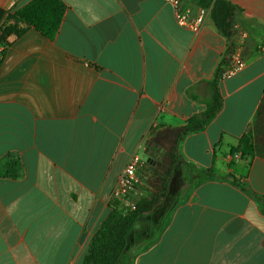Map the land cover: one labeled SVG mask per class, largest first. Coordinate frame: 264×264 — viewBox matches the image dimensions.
<instances>
[{
    "label": "crops",
    "instance_id": "obj_1",
    "mask_svg": "<svg viewBox=\"0 0 264 264\" xmlns=\"http://www.w3.org/2000/svg\"><path fill=\"white\" fill-rule=\"evenodd\" d=\"M62 1L55 39L32 27L0 66V264H82L129 161L147 155L138 174L150 196L176 146L180 201L132 264H264V158L229 156L264 97V0H228L248 33L246 67L219 83L206 129L177 145L212 98L226 37L210 18L199 32L180 27L164 0ZM160 154L163 174L148 163ZM143 168L161 176L151 192Z\"/></svg>",
    "mask_w": 264,
    "mask_h": 264
},
{
    "label": "trees",
    "instance_id": "obj_2",
    "mask_svg": "<svg viewBox=\"0 0 264 264\" xmlns=\"http://www.w3.org/2000/svg\"><path fill=\"white\" fill-rule=\"evenodd\" d=\"M186 1L189 4L210 9V19L228 40V48L218 67L216 78L211 82L212 98L207 103L206 110L199 116L190 117L186 125L178 130L176 145L185 136L205 130L223 106L219 92L221 68L225 63L226 55L231 51L230 44L235 35V24L238 22L240 11L228 0ZM65 12L66 5L62 0H32L15 11L0 9V66L11 40L22 36L32 27L48 39L54 40L60 30ZM174 149L176 154L172 156L171 164L162 180L161 189L157 193L136 198L134 210H130L123 201L110 199V213L92 236L82 264H126L133 233L140 223H146V226L151 224V231L145 233L143 240H148V236L155 235L144 249L158 240L168 226L175 209L170 185L179 157L176 156L177 146ZM236 155L242 158L254 156L264 158V97L253 122L239 139L238 144L229 150L232 160L236 158ZM204 176L208 179L215 177L211 170H207Z\"/></svg>",
    "mask_w": 264,
    "mask_h": 264
},
{
    "label": "built area",
    "instance_id": "obj_3",
    "mask_svg": "<svg viewBox=\"0 0 264 264\" xmlns=\"http://www.w3.org/2000/svg\"><path fill=\"white\" fill-rule=\"evenodd\" d=\"M173 7L176 23L192 32H199L210 18V9L189 4L186 0H164ZM248 37V33L235 27V35L231 45V51L226 55L220 74L221 81L234 76L246 67V60L242 54V44ZM240 155H236L239 157ZM231 157V156H230ZM232 158V157H231ZM142 161L139 156H134L119 177L118 186L111 198L123 201L130 210L135 209V199L140 197L142 180L138 174Z\"/></svg>",
    "mask_w": 264,
    "mask_h": 264
},
{
    "label": "rangeland",
    "instance_id": "obj_4",
    "mask_svg": "<svg viewBox=\"0 0 264 264\" xmlns=\"http://www.w3.org/2000/svg\"><path fill=\"white\" fill-rule=\"evenodd\" d=\"M161 154L160 155H156L154 157V159L148 160L149 165L150 166L151 165L152 166L156 165V167H158V169H161V166H160L161 162L160 161L164 158V156H162ZM139 155H140L139 158L141 160L142 159L143 160L147 159V155L145 154V152L142 151V152H140ZM160 171H162L161 173L163 174V170L161 169ZM141 173L143 175L144 182L147 184L146 190L148 189V191L150 190V192H151L152 188H157L159 186V184H160L159 180H160V177H161V176H159V174H157L155 172L152 175H149V173L144 172V168H143ZM182 181L183 180L180 177L175 180L174 184L176 185L177 188H178V185L182 184ZM174 198L176 199V197H174V195H173V200H174ZM179 201L180 200H177L176 203L174 204V206L176 204H178ZM152 221L154 222L155 220H152ZM150 226H151V224H148L146 226V223H140L135 228V231L133 233V237H132V240H131V247L129 248V251H128L129 259L127 260L126 264H132V258L134 257V254H136L137 252L141 251L148 244V242H150L152 237L155 236V235H152V233H151L152 236H148L149 238L146 237V238H148V240H143L145 238V233L151 231Z\"/></svg>",
    "mask_w": 264,
    "mask_h": 264
}]
</instances>
